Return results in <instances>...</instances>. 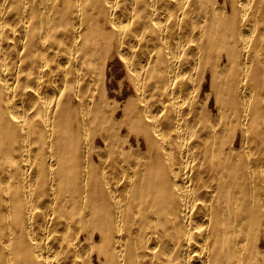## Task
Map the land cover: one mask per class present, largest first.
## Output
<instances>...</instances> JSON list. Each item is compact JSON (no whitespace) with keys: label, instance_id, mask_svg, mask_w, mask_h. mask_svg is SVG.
I'll return each instance as SVG.
<instances>
[{"label":"bare ground","instance_id":"bare-ground-1","mask_svg":"<svg viewBox=\"0 0 264 264\" xmlns=\"http://www.w3.org/2000/svg\"><path fill=\"white\" fill-rule=\"evenodd\" d=\"M0 264H264V0H0Z\"/></svg>","mask_w":264,"mask_h":264}]
</instances>
